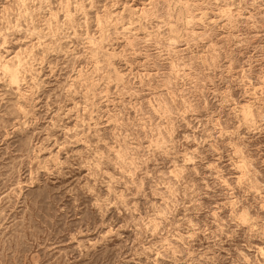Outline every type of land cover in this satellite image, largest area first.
Masks as SVG:
<instances>
[{
	"label": "rangeland",
	"instance_id": "1",
	"mask_svg": "<svg viewBox=\"0 0 264 264\" xmlns=\"http://www.w3.org/2000/svg\"><path fill=\"white\" fill-rule=\"evenodd\" d=\"M0 264H264V0H0Z\"/></svg>",
	"mask_w": 264,
	"mask_h": 264
},
{
	"label": "bare ground",
	"instance_id": "2",
	"mask_svg": "<svg viewBox=\"0 0 264 264\" xmlns=\"http://www.w3.org/2000/svg\"><path fill=\"white\" fill-rule=\"evenodd\" d=\"M17 76V75H16ZM15 83V82H14Z\"/></svg>",
	"mask_w": 264,
	"mask_h": 264
}]
</instances>
